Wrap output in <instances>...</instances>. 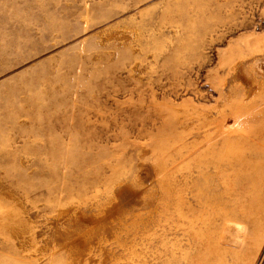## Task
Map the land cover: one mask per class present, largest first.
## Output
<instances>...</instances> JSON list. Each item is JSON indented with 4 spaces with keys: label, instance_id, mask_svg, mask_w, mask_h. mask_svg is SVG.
<instances>
[{
    "label": "rangeland",
    "instance_id": "obj_1",
    "mask_svg": "<svg viewBox=\"0 0 264 264\" xmlns=\"http://www.w3.org/2000/svg\"><path fill=\"white\" fill-rule=\"evenodd\" d=\"M231 1L0 0V264H264V107L217 191Z\"/></svg>",
    "mask_w": 264,
    "mask_h": 264
},
{
    "label": "bare ground",
    "instance_id": "obj_2",
    "mask_svg": "<svg viewBox=\"0 0 264 264\" xmlns=\"http://www.w3.org/2000/svg\"><path fill=\"white\" fill-rule=\"evenodd\" d=\"M247 5L249 4L247 3ZM225 6L232 8L233 4L230 5L227 2L223 7ZM251 34L253 35V33ZM250 41V49L246 54L249 58L243 62L240 60L244 56H239V61L233 67L232 82L235 85L233 88L241 92V100L233 99L230 96L222 98L220 108L217 110L218 128L219 126L223 127L229 119L237 122L231 130L224 131L221 127L217 128V191L220 187L225 188L226 186V184L224 185L225 179H223L225 172L231 170L235 162L240 160L237 153L233 151L237 147L236 142L226 140L219 148L218 141L222 137L221 135L236 134L243 138L251 131L249 123L263 117H257L253 110L256 107H264V36L260 38L254 35L250 37ZM261 77L262 79H260ZM226 106H230L231 109L228 111ZM218 196L220 195H217V201L221 200V197ZM182 231L183 234H187L184 228Z\"/></svg>",
    "mask_w": 264,
    "mask_h": 264
}]
</instances>
